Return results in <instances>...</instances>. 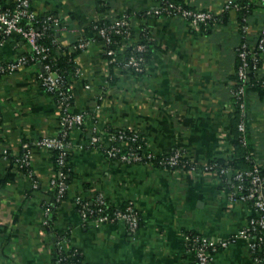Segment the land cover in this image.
<instances>
[{
	"label": "crops",
	"instance_id": "obj_1",
	"mask_svg": "<svg viewBox=\"0 0 264 264\" xmlns=\"http://www.w3.org/2000/svg\"><path fill=\"white\" fill-rule=\"evenodd\" d=\"M227 1L182 3L221 13ZM1 2L10 8L16 0ZM156 5L155 0H32L35 14L57 18L61 43L89 41L76 57L83 75L73 84L75 109L88 114L87 126L72 131L68 197L48 226L44 207L55 205L50 183L54 167L50 150L37 141L59 133L58 109L40 84V62L0 77V143L20 152L22 141H28L35 174V184L18 174L0 187V264H56V253L71 249L81 251L83 264H197L186 235L218 243L248 225L254 214L250 203L233 199L230 181L218 174L121 162L91 142L95 119L104 140L110 141L106 128L127 127L141 132L155 154L179 150L197 165L232 153L237 48L242 41L249 46L257 42L263 8L254 7L243 31L232 11L226 23L206 34L179 16H138ZM122 14L129 16L135 31L147 27L153 45L141 76L117 70L118 81L111 85L102 57L105 44L92 27L100 17ZM28 53L32 47L27 39L14 33L3 41L0 34V61L15 62ZM261 62L258 77L264 76V53ZM243 101L245 143L252 160L264 168V96L245 86ZM7 167L8 160L0 159V178ZM98 194L112 206L136 208L138 228L132 231L118 220L84 221L76 197L93 201ZM56 228L67 232L66 237L56 235ZM212 264L256 263L248 241L239 237L219 248Z\"/></svg>",
	"mask_w": 264,
	"mask_h": 264
},
{
	"label": "built area",
	"instance_id": "obj_2",
	"mask_svg": "<svg viewBox=\"0 0 264 264\" xmlns=\"http://www.w3.org/2000/svg\"><path fill=\"white\" fill-rule=\"evenodd\" d=\"M32 0H16L15 8H5L1 4L0 0V34L3 41L10 38L14 33H17L27 39L32 47L33 58L36 60L45 59L47 56V48L39 43V38L41 36L34 27L25 28L21 22L23 18H29L31 20L35 19L36 14L31 10ZM256 5H260L264 10V0H252ZM239 8L237 0H229L224 4V9H229L235 11ZM151 10H148L150 13ZM157 15H164L167 12L172 16H179L183 20H186L194 28L198 27L201 22H206L214 17V12L210 10H195L191 8H183L180 5H175L169 2L168 5L155 9L153 11ZM112 20L111 29L116 33L125 34V39L128 44L133 43V39H130L131 35V23L127 15H116L110 17ZM55 25H57V18H54ZM107 28L101 29V34L105 37L108 42L110 39L107 36ZM89 41H84L80 39L78 47L83 50L87 47ZM257 45L260 49H264V23L261 28ZM246 45L243 46V50L240 52V56L244 59V63L239 70V75L243 78L242 85L238 90L234 91V96L238 99L239 107L242 113L245 112V104L243 101V95L245 92V83L248 82V68L246 56L247 50ZM138 50L143 49V45H138ZM113 51H109L112 54ZM257 61V57L254 56ZM28 61L27 57L22 55L17 61L9 63L0 69L4 74L12 73L16 71L20 66L26 64ZM139 59L132 57L126 66H134L137 70H140ZM258 68L255 67V71ZM79 76L83 75L82 68H78ZM262 77V76H259ZM40 84L46 91L50 92L56 99L55 103L58 109V128L59 133L52 136H44L37 141V144L47 148L48 150L54 149L58 151L57 161L60 165L58 171H54V175L51 178V188L56 192L57 202H65V197L68 193L69 184L67 183V173L63 171L64 166H68L65 163L66 156L73 148L72 140V128L74 126H83L87 124L88 114L85 111L74 112L75 102L71 103V99L74 98V91L70 94L66 89L62 77L55 71H52L49 64H43V70L39 73ZM2 122V113L0 112V123ZM87 126V125H86ZM100 125H97L94 119L93 134L91 137L92 144L96 146H101L106 155L111 159H116L121 162L130 163H142L145 158L155 159L158 155L151 152L147 155L139 154L136 150L132 149V145L138 141L140 137V132L138 130L131 129L130 133L127 132L126 127H121L116 132L108 131L110 141L106 142L99 129ZM239 130L245 132L246 128L243 121L239 124ZM69 138V139H68ZM245 142V137H243ZM116 142H119L118 144ZM246 144V143H245ZM148 145V142H147ZM21 148H23L24 153L20 155L19 152H15L9 149L7 146L0 143V153L4 155L5 160H9L8 156H11L20 164V167H27L29 169L31 166V144L28 141H22ZM141 148V147H139ZM181 156L183 154L176 150L170 156L161 157L158 161L164 168L172 167L182 163L183 169L189 171H197L200 167L196 163L191 162L189 159L181 162ZM213 166H208V163L203 164V170L213 171ZM70 170V168H68ZM216 172L223 180H229L232 191V198L240 202L249 203L252 201L251 207L254 214L248 220V225L240 230L238 233L230 236L228 239L222 240L220 242H215L208 240L203 237H191V235H186V240L195 252L197 264H212V259L214 253L221 247H226L230 242L235 241L237 238H245L248 241L250 250L254 255V262L256 264H264V168L260 165H254L252 170L243 171L238 169H233L232 167L222 168L219 172ZM32 175V169L29 173ZM249 178L250 184H246V180ZM35 184V182H34ZM83 197L77 196L75 199L77 210L84 221L88 220L90 214H94V210L88 207L89 202H83ZM96 203L101 206L98 212L103 211V206L107 205V198L103 194H98L95 198ZM48 210L46 211V214ZM122 221L125 222L129 228L134 231L138 228L140 222L139 211L132 205L126 207L124 211H116L111 217L109 215H103L98 221Z\"/></svg>",
	"mask_w": 264,
	"mask_h": 264
},
{
	"label": "trees",
	"instance_id": "obj_3",
	"mask_svg": "<svg viewBox=\"0 0 264 264\" xmlns=\"http://www.w3.org/2000/svg\"><path fill=\"white\" fill-rule=\"evenodd\" d=\"M157 2V5L152 8L151 12L148 13L147 11L140 12L138 16L144 17V18H151V17H157L160 15L155 14L153 11L155 9L162 8L169 4V2H172L175 5H180L183 8H190L187 5H185L183 0H155ZM239 4V8L233 12H236L238 23L240 25V30L243 31L244 25L246 23V17L253 11L254 7L257 5L252 2V0H237ZM2 6H4L3 2H1ZM16 3L14 6L10 8H15ZM5 7V6H4ZM9 8V7H5ZM193 9V8H191ZM232 12L229 9H223L221 13H214V17L206 22H201L198 27H195L196 30H198L200 33H210L213 28L218 24L226 23L229 19V13ZM164 15L166 16H172L169 15L167 12H164ZM54 16L51 14H44V15H37L35 19L31 20L29 18H23L21 24L25 28L34 27L38 32H40L41 36L39 38V43L47 48V56L45 59L42 60H36L33 58V52L24 54V56L27 57L28 61L26 64L40 62L43 66V64H49L51 66L52 71L57 72L61 77L66 85V91L68 93L73 92V84L79 77L78 74V68L79 65L76 62V57L80 54L81 51H83L82 48L78 47V41L71 42L69 44H63L58 40L56 25L54 22ZM129 18V16H128ZM130 19V18H129ZM112 20L110 17H100L94 24L92 29L94 30V34L97 40L104 42V49L102 52V57L107 63L108 68V82L111 85H114L118 81V74L116 73L117 70H121L124 74H130L134 75L136 77L141 76L145 69L147 62L151 56V48L153 45V40H151L149 31L146 28L141 30L140 32L135 31L132 27H130L131 35L129 36L130 39H133L132 44H128L125 39V34L123 33H116L114 30L111 29ZM107 28V36L109 37V41L107 42L105 40V37L101 34V29ZM149 28V27H148ZM84 41H88L87 39H83ZM258 41V39H257ZM138 45H143L142 50H138ZM246 45L245 49L247 50V56L246 61L249 65L248 68V82L245 83V86H250L255 91H258L262 96H264V76L258 77L257 73L258 70L255 71V67L259 69L262 61V53H264V49H260L257 45V42L254 46H249L247 43L242 41L240 46L237 48V66H236V73L233 76V79L236 82L234 91L238 90V88L243 83V78L239 75V70L241 66L244 63V59L240 56V52L243 50V46ZM109 51H113L112 54H109ZM254 56L257 57V61L254 59ZM134 57L139 59L140 63V70H137L134 66H126V64L129 62V60ZM10 63V62H9ZM5 61H0V69L4 66H7L9 64ZM4 74V72L0 71V77ZM40 81V80H39ZM45 89V88H44ZM46 90V89H45ZM48 92V91H47ZM51 94L50 92H48ZM52 95V94H51ZM53 96V95H52ZM54 97V96H53ZM236 110L231 117V133L233 135L231 144L233 145L232 153L226 157V158H214L208 162V166H213V171L219 172L222 168L232 167L233 169L243 170V171H249L252 170L254 165H258L257 163L252 160L251 155L249 154V151L247 149V146L244 142V134L239 130V124L242 122L243 119V113L241 111V108L239 107L240 101L236 99ZM243 99V98H242ZM56 101V99L54 98ZM74 98L71 99V103H74ZM74 112H81L75 109ZM1 124V123H0ZM86 127V125L83 126H74L72 130H83ZM119 130V128H110L108 127V131L116 132ZM128 133H130L131 129H126ZM69 139V138H68ZM0 142H2V139L0 138ZM117 144L119 142H116ZM141 147V148H139ZM132 149L136 150L139 154H149L152 151L149 149L147 145V139L144 137V135L140 132V137L137 142H135L132 145ZM175 152V151H174ZM174 152L166 153V154H160L158 155V158L155 159H147L145 158V163H153L161 168H164V166H161L159 163V159L161 157L170 156ZM24 150L21 148L19 154L23 155ZM50 153L52 155V162L54 171H58L61 167L58 164L57 156L58 151L51 149ZM71 154L72 151L69 152L66 156L65 163L68 166L63 167V171L67 173V183L69 184L71 175H72V166H71ZM4 155L0 153V159H2ZM8 167L6 171V175L3 178H0V187L4 185L6 182L14 179L18 174H24L26 176H29L33 182H35V174L32 170V175L29 173L31 172V169L27 167H20V164L15 161V159L11 156H8ZM181 162L186 161L187 158L183 155L181 156ZM200 167L199 169H203V165H198ZM70 168V170L68 169ZM171 169H183L182 163L175 166L174 168L168 167ZM186 169V168H184ZM225 182L229 180H225ZM246 184L249 185V178L246 180ZM55 195V205H46L44 208L45 211L48 210V226H52L54 223V214L58 210V208L62 205L61 202H57L56 200V192L52 190ZM68 197V193L65 197V201ZM89 202L88 207L90 209L94 210V214H90L88 217V220H99L101 216L103 215H109L113 216L116 211H124L127 206L123 205L121 207H115L112 206L108 200L107 205H104L103 211L98 212L99 206L95 199L93 201L89 199H83V202ZM250 204H252V201H249ZM87 221V220H86ZM2 226L0 225V236L2 233ZM55 230V229H54ZM56 235H58L61 239L66 237L68 233H62L60 229L56 228ZM57 236V237H58ZM193 237V235H191ZM55 261L56 264H83L84 257L80 250L78 249H71L68 253L65 251H58L55 255Z\"/></svg>",
	"mask_w": 264,
	"mask_h": 264
},
{
	"label": "rangeland",
	"instance_id": "obj_4",
	"mask_svg": "<svg viewBox=\"0 0 264 264\" xmlns=\"http://www.w3.org/2000/svg\"><path fill=\"white\" fill-rule=\"evenodd\" d=\"M120 71H121V70H119V74L121 73ZM105 141H106V142H109V140H105ZM213 173L217 175V173H215V172L212 171V174H213Z\"/></svg>",
	"mask_w": 264,
	"mask_h": 264
}]
</instances>
